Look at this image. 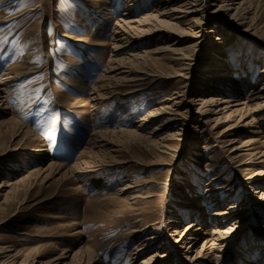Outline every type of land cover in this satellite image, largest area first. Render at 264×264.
<instances>
[{"label": "rangeland", "instance_id": "rangeland-1", "mask_svg": "<svg viewBox=\"0 0 264 264\" xmlns=\"http://www.w3.org/2000/svg\"><path fill=\"white\" fill-rule=\"evenodd\" d=\"M151 4L150 0L141 3L133 19L150 12ZM251 4L256 5V23L264 40V0H252ZM123 9L122 2L110 0L0 1V77L9 69L14 76L6 89L7 110L0 114V120H8L16 134H6L4 126H0V244L17 251L20 264H137L158 249L164 252L162 262L177 264L181 252L171 249L174 236L169 229L170 222H176L175 217L184 213V197L190 196L187 186H193L191 195L197 197L202 209L211 198L204 192V182L224 173L216 184L226 185L220 193L224 202L219 209L237 203L247 205L244 209L248 213L231 251L225 259L212 264H258L260 259L261 264L264 256L259 246L246 247V243L256 235L264 245V235L258 229L264 220L254 218L261 215L255 211L260 204L253 194L256 190L264 193V186L259 183L253 189H243L238 174L223 158L222 144L213 149L204 139L207 137L198 138L196 144L194 136H188L185 143L173 144L172 155L177 157L173 160L148 145L152 126L138 132L139 136L108 135L105 139L109 145L100 139L88 144L98 131L133 130L138 118L156 109L157 102L180 85L176 79L156 81L127 95H123L127 93L125 88H119L109 99L92 106L89 99L93 88L106 73L103 70L112 44V25L118 18L127 17L126 13L122 16ZM77 39L82 42H74ZM237 44L230 49L232 57L226 63L235 68L248 63L250 77L244 73L240 77L236 70L233 73L240 77L237 80L247 76L252 82L264 65V51L249 41ZM157 46L148 44L138 49ZM199 62H193L191 93L186 100L192 97L194 85L198 86L200 75L195 68ZM261 83L256 81L255 87ZM242 91L243 101L249 87ZM195 119L187 117L191 131ZM254 122L256 129L249 132H258L257 127L263 129L264 112ZM24 135L30 139H22ZM254 135L244 133L238 138L256 140ZM158 137L155 134L151 139ZM37 144L44 150L40 159L32 152ZM110 144L116 146L112 150L117 152H109L115 165L104 154ZM98 149L102 152L90 156ZM49 162L68 168L81 162L84 165L79 168L85 166V170L96 167L94 172L72 177L66 168H47ZM99 164L106 165L103 168ZM145 176L153 179L147 191L157 197L144 200L146 204H137L133 210L118 190ZM4 197L11 201L3 203ZM252 204L255 208L247 210ZM182 218L178 232L191 221L188 214ZM145 226L139 237L132 235L137 227ZM148 234L158 237V242L136 254L137 246ZM166 256L168 260H164Z\"/></svg>", "mask_w": 264, "mask_h": 264}, {"label": "bare ground", "instance_id": "bare-ground-1", "mask_svg": "<svg viewBox=\"0 0 264 264\" xmlns=\"http://www.w3.org/2000/svg\"><path fill=\"white\" fill-rule=\"evenodd\" d=\"M119 1L124 5L122 16L126 13L127 17L118 18L112 25V44L107 66L105 65L103 70L106 73L99 77V83L93 88V95L89 99L92 106L109 99L117 93L119 88H125L127 93L123 95H127L139 91V87L156 81L176 79L180 85L171 89L167 97L157 102L156 109L138 118L133 130L98 131L93 134L88 144H94L100 139L105 142V145H109L105 139L108 135L139 136L138 132L152 126L148 132V145L152 146L157 153L176 160L177 157L172 155L175 149L173 144L185 143L191 136H194L193 143L197 144L198 138L207 137L204 139L209 140L207 143L212 145L213 149L219 143L223 145V158L235 174H238L237 179L241 182L243 189H253L252 187H256L259 183L264 186V127L263 129L257 127L256 133L248 130L255 128V117L264 112V65L259 69L256 79L251 82L247 76L242 81L237 80L243 73L250 77L248 72L251 68L248 63L237 68L226 63L232 57L229 54L230 49H235L237 43L249 41L264 51L263 33L259 31V23H256V5L251 4L252 0H150L152 3L150 12L133 19V15L139 10V5L148 0H110L113 3ZM211 35H214V38L209 39ZM74 42L82 41L77 39ZM148 44L159 46L151 50L138 49ZM241 59L242 57H239V60ZM197 60L200 61L198 68H195L199 69L196 70L198 71L196 73L200 75L198 86L194 85V89L193 86L190 87L194 93L189 100H186V95L191 93L189 80L194 72L193 62ZM9 70L0 77V114L7 110L6 89L9 86L8 83L14 79ZM234 70L240 72V77H236ZM256 81H262L259 87H255ZM245 86L249 87V91L246 100L242 101L240 97ZM207 89L212 91L209 93ZM197 90L200 93H197ZM187 117L197 118L196 125L191 127L192 131L187 127ZM7 123L8 120H0V126H4L3 132L15 137L13 127ZM244 133L255 134L257 139L238 138ZM155 134L159 137L156 140L151 139ZM22 139L30 138L24 135ZM42 147L37 144L32 150L37 153L39 159L44 156ZM113 147L116 146L110 144L107 153L104 154L107 156L105 158L111 160L109 163L115 165L116 161H112L113 157L109 153L117 152L112 150ZM99 152L102 150L98 149L97 153L90 152V156ZM207 160L210 161V157ZM79 165L84 164L79 162L68 168L49 162L47 168H66L72 177H76L80 172H94L93 169L96 167L85 170V166L79 168ZM105 165L99 164L103 168ZM224 175V173L218 174L204 182V192L206 196L211 197L207 204L210 208L206 205L200 209L198 207L200 204L197 205V197L190 192L193 186H187L190 196L184 197L185 205L182 209L184 213H179L175 217L176 222H170L172 227L169 229L172 236H176V239L172 238L171 249L181 252L177 264L219 263L233 248V242L247 218L248 211L244 209L247 205L237 203H228L224 209H219L224 202L220 193L226 185L216 187V184ZM152 182L153 179L150 176L141 177L130 184H125L118 193L134 210L137 204H146L144 200L157 197L156 194L147 191ZM2 188L0 186V192ZM135 189L138 190L135 191ZM253 192L260 204L256 206L258 210L255 211L261 215L254 218L263 222L264 193L262 190ZM10 201L11 198L4 197L2 202ZM252 208H255V204L249 205L247 210L250 211ZM213 210L216 211L212 212ZM185 214H188L191 221L185 229L178 232L184 222L182 217ZM145 228L147 226L142 229L137 227L132 235H136L135 238L139 237ZM258 229L264 235V223H261ZM252 238L247 241L246 247L259 246L264 256V245L260 243L256 235ZM158 240L159 238L154 234L145 235L135 253L148 250ZM158 250L138 261L137 264H167L162 262L163 249ZM169 256H166L164 260H168ZM260 262L261 259L258 264ZM0 264H20L18 252L10 246L0 244Z\"/></svg>", "mask_w": 264, "mask_h": 264}]
</instances>
